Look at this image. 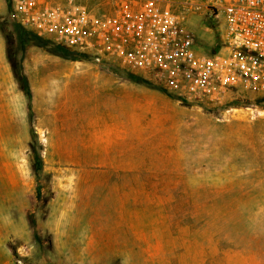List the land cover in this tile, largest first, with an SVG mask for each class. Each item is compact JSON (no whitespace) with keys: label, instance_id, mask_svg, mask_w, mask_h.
I'll return each mask as SVG.
<instances>
[{"label":"rangeland","instance_id":"obj_1","mask_svg":"<svg viewBox=\"0 0 264 264\" xmlns=\"http://www.w3.org/2000/svg\"><path fill=\"white\" fill-rule=\"evenodd\" d=\"M30 32L0 14V264H264V93L180 101Z\"/></svg>","mask_w":264,"mask_h":264},{"label":"built area","instance_id":"obj_2","mask_svg":"<svg viewBox=\"0 0 264 264\" xmlns=\"http://www.w3.org/2000/svg\"><path fill=\"white\" fill-rule=\"evenodd\" d=\"M8 12L37 37L98 65L118 61L180 101L264 93V0H9Z\"/></svg>","mask_w":264,"mask_h":264},{"label":"crops","instance_id":"obj_3","mask_svg":"<svg viewBox=\"0 0 264 264\" xmlns=\"http://www.w3.org/2000/svg\"><path fill=\"white\" fill-rule=\"evenodd\" d=\"M3 8L0 3V14H4L7 10L6 0H3ZM5 44L3 40H0V90H2L3 83L7 88V85L11 82L10 66L4 54ZM14 89V87H13Z\"/></svg>","mask_w":264,"mask_h":264},{"label":"trees","instance_id":"obj_4","mask_svg":"<svg viewBox=\"0 0 264 264\" xmlns=\"http://www.w3.org/2000/svg\"><path fill=\"white\" fill-rule=\"evenodd\" d=\"M6 3H7V7H8V6H9V0H6ZM30 33H31V32H30ZM32 34H33V33H32ZM33 35H34V34H33ZM34 37H36L37 39H39V40H41V41H43V42H46V43L49 42L48 40H46V39H42V38H39V37H37V36H35V35H34ZM73 54H75V55L77 54V55H78L77 52H73ZM82 55H83V54H81V56H82ZM83 57H84V56H83ZM9 62H10V64H11V66L14 68V66H15V61H14V59H9ZM124 76H125L127 79L133 81L134 83H138V84H145V83H146L145 81H143L142 79L138 78L137 76H135V75H133V74L125 73ZM16 79H17L18 82L21 84V89H22V91L24 92V94L26 95L27 99L30 100L31 93H30V90H29V87H28V83H27V79H26V77L23 76V75H21V74H17V73H16ZM148 84L151 85L152 87H154L152 84H150V83H148ZM155 88H156V87H155ZM171 97H173V96H171ZM173 98H175V97H173Z\"/></svg>","mask_w":264,"mask_h":264}]
</instances>
